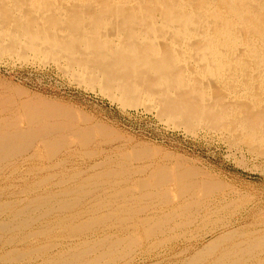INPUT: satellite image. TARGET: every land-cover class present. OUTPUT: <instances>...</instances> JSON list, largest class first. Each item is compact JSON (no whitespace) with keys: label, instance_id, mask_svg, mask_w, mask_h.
Wrapping results in <instances>:
<instances>
[{"label":"bare ground","instance_id":"1","mask_svg":"<svg viewBox=\"0 0 264 264\" xmlns=\"http://www.w3.org/2000/svg\"><path fill=\"white\" fill-rule=\"evenodd\" d=\"M4 57L53 64L121 108L143 107L169 127L215 132L230 146L241 142L264 156V0H0ZM3 94L0 113L10 116L0 118V174L39 158L47 166L43 177L24 186L21 199L0 201V264H113L145 241H179L193 225L203 228L201 240L236 226L223 217L225 196H214L223 190L218 182L181 171L169 178L161 170L150 180L134 177L143 169L129 170L120 152L82 173L61 171L67 158L60 154L68 145L63 136L79 133V147L86 148L91 129L68 121L69 106L36 96L18 114L10 100L15 94ZM98 127L101 137L106 127ZM140 147L131 154L141 161L146 150ZM170 182L177 192L173 201L167 199ZM237 229L198 248L185 239L186 247L174 253L179 260L170 264H264L254 255L264 250V234L246 248L235 243L218 255L239 237Z\"/></svg>","mask_w":264,"mask_h":264},{"label":"rangeland","instance_id":"2","mask_svg":"<svg viewBox=\"0 0 264 264\" xmlns=\"http://www.w3.org/2000/svg\"><path fill=\"white\" fill-rule=\"evenodd\" d=\"M8 85L19 88L21 91L16 93L14 90L8 89ZM81 85L70 81L53 64L40 67L32 63L21 64L8 57L0 58V92L6 96L11 95V92L15 94V96L12 94L14 97L11 96L12 98L10 99L12 106H14V111L19 114V106L22 103L30 102L36 96H41L46 100L73 108V111H69V113L72 112L71 114L66 113L68 116H72H69V119L67 118L68 121H73L79 129H91L93 135L92 133L88 135L89 143L86 148L79 147L81 146L79 143L82 142L79 133H76L77 135L71 133V136L69 133L63 136L62 140H64L65 146L68 145L63 149L65 151L60 154L61 158H67V162L63 166L65 168L61 171H66L67 174L78 173L79 171L82 173L98 162V160L100 161L104 157L109 156V154L111 156L117 155L119 152L120 154L124 153L126 156L121 157V159L127 168L130 167L129 170L136 172V169L141 168L144 171L140 175L135 174L134 177L141 176L140 178L148 179L152 173H156V171L160 173L161 170V175L166 174L164 177L169 178L174 172L181 171L195 179H199L198 181L205 180L220 183L223 186V190L217 192L219 195L215 194L214 196H225L224 198L229 202V208L222 211L224 213L223 217L230 221L234 220L232 222L236 224L234 228L217 231L212 236L207 237L206 240L198 238L203 228L200 225H193L187 231L184 229V231L180 232L182 236L179 241L176 237L172 238V244L160 245L154 243V241L151 242V240L145 241L141 243V248L139 246L131 248L132 250H129V254L124 256V259L121 257L114 262L115 264H141L140 260L145 257L151 258L148 261L149 264L156 260L157 264L175 263L179 259L174 257V253L180 252L186 247L183 245L185 239L188 238L187 243L193 246L196 244V248H198L206 241L213 239V237H218V234L221 235L224 232L227 233V230L231 232L239 228L237 229L241 232L239 237L227 243L224 246L226 248H220L218 254L220 255L225 249L231 248L235 243H241L239 247L246 248L251 240L253 241L254 238L264 234V156L256 152L260 151V149L253 150L249 145L241 142L235 143V146L232 145L233 149L227 143L228 140L223 139L218 133L206 132L201 128L194 130L197 133L191 134L182 128L169 127L164 122H161L153 112H148L143 107L121 108L117 101H113L103 95L97 87L91 89ZM54 107H57L56 109L52 108L54 110L66 111L64 107L56 105ZM84 114L85 116H83ZM6 115V112L0 113V118L10 116ZM20 120L21 126H26L24 119ZM98 125L106 127V133L102 134L104 135L103 138L102 135L101 137L99 135L101 132H99ZM108 128L112 134H109ZM106 134L107 137H105ZM109 138L111 139L109 140ZM139 146L146 150L144 159H141V161L131 154L133 150L139 149L137 148ZM63 153L66 154L64 155ZM131 156L133 157L132 159ZM37 160L30 162L23 168L21 167L20 170L18 169L20 167L18 163L14 167H7L3 173L1 172L0 189L5 188L7 185L12 186V189L7 186L6 191H0L2 194L0 195V201H4L5 198L6 200L8 198L9 200L21 199L23 196L22 191L25 187L29 183H35L36 180L38 181L45 175L43 169L47 164L40 158ZM29 171H31V174ZM61 171H55L56 177L54 175L53 180L59 178L58 173ZM172 184L170 182L167 187V191L170 192L167 195V199H171V201L177 194L176 187ZM200 187L203 188V185H200ZM198 195L199 198L204 200L201 192ZM257 226L261 228L259 229ZM35 240L39 245H43L45 242L48 244L49 242L42 239ZM35 240L33 241L35 242ZM55 241L57 242V240ZM258 250L256 253L258 255H254L257 259L264 258V250ZM49 251L52 252L53 250ZM105 263L112 264L111 262ZM211 263H214V261L207 260L197 264Z\"/></svg>","mask_w":264,"mask_h":264}]
</instances>
